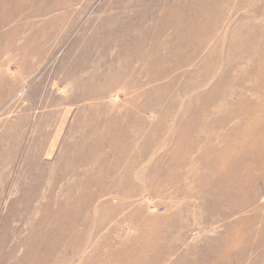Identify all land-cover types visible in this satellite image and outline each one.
Listing matches in <instances>:
<instances>
[{"label": "rangeland", "instance_id": "obj_1", "mask_svg": "<svg viewBox=\"0 0 264 264\" xmlns=\"http://www.w3.org/2000/svg\"><path fill=\"white\" fill-rule=\"evenodd\" d=\"M262 102L264 0H0V264H264Z\"/></svg>", "mask_w": 264, "mask_h": 264}, {"label": "bare ground", "instance_id": "obj_2", "mask_svg": "<svg viewBox=\"0 0 264 264\" xmlns=\"http://www.w3.org/2000/svg\"><path fill=\"white\" fill-rule=\"evenodd\" d=\"M116 97H114V98H116ZM251 112H252V116H251V118L249 120V123L246 125V127L243 128V130L241 131V133H239L238 135L234 134L233 136H234L235 140L237 138L243 139V142L246 144L247 148L249 146V148L251 150V153L257 154L259 152L258 149L260 148V145L264 144V102L259 103V104H256L255 106H253V108L251 109ZM103 139H104V137H102L101 141H103ZM243 150L244 149H242V148L238 149V151H237L236 154H232V152L234 150L233 151H228L225 154H223L221 156V158H219L215 162V164L209 165L210 162L205 163L206 165H209V168H208L209 169V171H208L209 174L211 172V174L213 175L212 177H216L218 175H221L222 179L219 181V184H222V183L224 184V182H227V184H229L230 183L229 176H235L236 175L235 170L234 171H228L227 172V165L229 163V160H231V158L234 157V156L238 157L239 156V153L243 152ZM263 153H264V148L260 151L259 154H263ZM255 154H253V155H255ZM261 157H263V156H261ZM91 158L92 157L89 155L86 158H84L82 161L83 162H88ZM257 158L258 157H256V160H257ZM258 160H259V158H258ZM254 164H253V166H255ZM260 164H261L262 167H264V157L261 158ZM245 167H247V166H245ZM252 168H256V167H252ZM228 173H229V176H228ZM212 180H213V182H211L212 185L209 188H210V191L215 192V190H216L215 187H212L215 184V181H214L213 178L211 179V181ZM203 183L204 182H201L200 185L203 184ZM207 183H209V181ZM243 185H245V184H243ZM204 186H206V185H204ZM201 187H203V186H201ZM216 187L219 188L220 186H216ZM203 188H205V187H203ZM182 190H184V191H186L187 193L190 194V191L188 189H185V188L182 187ZM98 191H100L101 193H104V191L106 192L107 189H105L103 187H100V189ZM196 193H197V195L198 194L200 195L201 191H198ZM104 195H107V194H104ZM226 195L227 194H222L223 197L226 196ZM90 198L92 199L93 197H90ZM211 200H214V199L212 197H210V196L207 195L206 201L207 202H210ZM68 206L70 207V206H72V204H70V202H69ZM215 213H216V211H215ZM64 217L65 216L63 215V218ZM210 217H212V216H210ZM210 217H208V218H210ZM68 219L70 221L74 222L73 221L74 220L73 217H69ZM74 224L75 223H72V225H74ZM60 234H61V232L56 233L55 230H51L49 233H47V235H42V237H45L46 236L49 239H50V237H52L53 239H56V238H59L61 236ZM41 238H36L37 243L40 245V250H42L41 251L42 253H39L37 255V263L38 264H43L45 261L48 263V261L50 260V256L55 252L54 250H55L56 246L61 241L64 240L65 236L64 237H61L63 240L61 238L60 239H57V240H52V239H50V240H43ZM261 238H262L261 243H263L264 242V235ZM235 246H233V247H235ZM227 255H228L227 252H224V253L222 252V256L221 257H223V259L220 257V259H221L220 262L219 263H216V264H230L229 261H228V259H226L228 257ZM263 256H264V254H263ZM204 257H205V255L203 257H201V258H204ZM32 258H33V256H32ZM31 260H32V263H33V259H31ZM225 261H226V263H225ZM2 262H4V259L2 260ZM91 262L92 261L89 260V261H86L85 264H91ZM240 262L241 261H237L236 263H232V264H237V263L239 264ZM17 264H22V263H17Z\"/></svg>", "mask_w": 264, "mask_h": 264}]
</instances>
